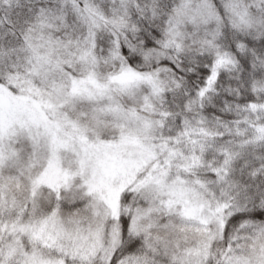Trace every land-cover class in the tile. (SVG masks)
<instances>
[{"label":"snow or ice","instance_id":"snow-or-ice-1","mask_svg":"<svg viewBox=\"0 0 264 264\" xmlns=\"http://www.w3.org/2000/svg\"><path fill=\"white\" fill-rule=\"evenodd\" d=\"M0 264H264V0H0Z\"/></svg>","mask_w":264,"mask_h":264}]
</instances>
